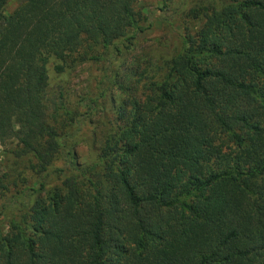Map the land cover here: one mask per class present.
I'll return each mask as SVG.
<instances>
[{
    "label": "trees",
    "instance_id": "16d2710c",
    "mask_svg": "<svg viewBox=\"0 0 264 264\" xmlns=\"http://www.w3.org/2000/svg\"><path fill=\"white\" fill-rule=\"evenodd\" d=\"M7 2L0 142L38 171L62 148L72 172L0 233V264H264V0L191 9L199 24L180 50L127 70L90 163L72 160L46 64L133 38L145 21L137 0Z\"/></svg>",
    "mask_w": 264,
    "mask_h": 264
},
{
    "label": "rangeland",
    "instance_id": "374dc122",
    "mask_svg": "<svg viewBox=\"0 0 264 264\" xmlns=\"http://www.w3.org/2000/svg\"><path fill=\"white\" fill-rule=\"evenodd\" d=\"M19 0H8L5 10L12 11ZM223 0H137V8L145 16L143 30L133 38L119 39L105 48H97L96 59L73 61L50 56L46 64L47 91L63 92L68 107L66 121L71 129L69 145L76 163L95 160L104 136L111 132L115 107L123 98L127 70L145 59H168L183 46L186 30L198 21L190 17L193 8L219 7ZM131 44L129 48L126 46ZM119 50V52L117 51ZM62 70H56V66ZM15 142H0V233L17 221L36 198L49 190L60 189L63 179L72 171L70 158L62 148L45 171L34 168L31 154L13 153ZM60 169H63L60 170Z\"/></svg>",
    "mask_w": 264,
    "mask_h": 264
}]
</instances>
